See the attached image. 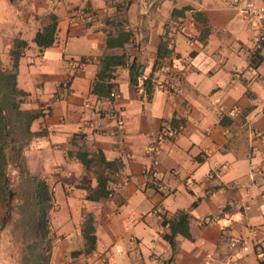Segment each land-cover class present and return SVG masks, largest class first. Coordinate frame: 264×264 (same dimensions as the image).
Instances as JSON below:
<instances>
[{
	"label": "crops",
	"instance_id": "obj_1",
	"mask_svg": "<svg viewBox=\"0 0 264 264\" xmlns=\"http://www.w3.org/2000/svg\"><path fill=\"white\" fill-rule=\"evenodd\" d=\"M76 6L94 9L95 19L70 21V8ZM195 11L205 24L195 17L188 22ZM52 16L55 41L40 49L35 33ZM179 17L192 38L164 28ZM255 31V23L232 0L153 5L129 0L124 9L111 0H0L2 61L9 64L16 38L27 41L18 59L17 83L28 92L23 106L42 111L30 125L39 133L22 153L30 172L54 186L49 264H157L159 256L171 258L172 264H203L208 257L217 264H264V45L252 48ZM180 55L187 70H180ZM118 58L122 61L113 62ZM70 60L83 63L72 75ZM168 61L180 70L182 91L172 98L153 85L147 94L144 79L154 84ZM102 69L106 75L99 78ZM64 79H69L67 90L60 86ZM94 81L100 82L98 91ZM109 84L119 98L109 96ZM111 106L121 111L122 128L104 116ZM97 109L104 134L94 127ZM173 119L180 130L157 153L159 181L146 180L141 169L152 159L148 148ZM116 169L121 170L116 192L89 197L98 175L107 178L108 187ZM237 199L248 208L228 221L222 211ZM158 203L162 215L151 212ZM182 210L189 214L190 235L178 233L171 245L164 237L165 221ZM206 215L215 221L204 223ZM218 223H228L225 233ZM230 237L247 248L231 250Z\"/></svg>",
	"mask_w": 264,
	"mask_h": 264
},
{
	"label": "trees",
	"instance_id": "obj_2",
	"mask_svg": "<svg viewBox=\"0 0 264 264\" xmlns=\"http://www.w3.org/2000/svg\"><path fill=\"white\" fill-rule=\"evenodd\" d=\"M194 17L205 24V18L200 11L193 13ZM57 21L55 16L49 23L38 29L34 36V42L43 49L55 41ZM27 45L24 39L16 38L14 47L11 49L9 64H4L0 54V224L7 221L10 212L11 199L15 194L11 187V176L7 171L9 164L18 167V174L24 175L25 188L22 209V224L25 231L30 235V241L26 245V254L23 256L22 264H49L51 253V240L49 238L50 219L49 212L52 207L53 190L43 176L30 172L25 157L22 153L24 145L38 131L30 128L31 122L42 114L41 110L25 108L23 102L28 92L18 86L16 68L18 59L21 56V49ZM167 40H163L158 46L161 54L162 47L166 48ZM108 57V56H107ZM121 58L114 60L118 63ZM132 66V64H131ZM106 75L105 69L98 72V77ZM132 81L135 83L134 76ZM100 82H93V90L98 91ZM146 93L149 94L153 84L150 78L144 79ZM112 85H108L110 92ZM179 122L173 119L172 125ZM83 163L87 166L90 160L85 153H80ZM105 164L110 162L103 160ZM97 186L90 192L89 197L98 198L107 196V178L102 174L97 177ZM169 230L164 237L174 244L175 236L180 233L189 236V214L187 211H180L172 219L165 221ZM88 237L93 240L92 235ZM171 263V258L165 260Z\"/></svg>",
	"mask_w": 264,
	"mask_h": 264
},
{
	"label": "built area",
	"instance_id": "obj_3",
	"mask_svg": "<svg viewBox=\"0 0 264 264\" xmlns=\"http://www.w3.org/2000/svg\"><path fill=\"white\" fill-rule=\"evenodd\" d=\"M160 0H151V4H157ZM195 1V0H191ZM111 3L120 6L121 8H126L129 4V0H111ZM233 6L241 12L245 17L250 18L256 25V31L252 36L251 39V45L254 50L260 49L264 45V4L258 3L257 0H232ZM95 10L92 8H87L85 6H76L70 8V21H73L74 18H79L83 20L84 22H91L95 19ZM194 16L193 14L188 16V22H194ZM130 27V22L125 23V28ZM164 28L168 32H172V30L180 32L184 34L187 38L193 37V32L189 29L186 21L184 18H173L169 21H166L164 23ZM168 47H171V45L168 43ZM179 62L181 63L182 67L180 70H187L188 65L186 64V58L184 56H177ZM83 66V63L78 60H70L69 61V73L70 75L76 73L79 69H81ZM180 70L177 68L175 62L168 61L166 63L161 64L160 71L162 73V77L157 79L155 83L153 84L155 88L166 90L168 91L172 98H176L180 92L182 91L181 87V81H180ZM60 86L67 90L69 88V79H64L61 81ZM109 96L112 98H119L120 93L116 90H112L109 93ZM61 96L59 95L58 98ZM215 101L218 100V98L214 99ZM181 108L184 113L188 111L185 105H181ZM264 108V105H263ZM96 113H100V109L94 110ZM104 116L112 117L116 120V124L119 128L123 127V117L121 111L114 107H108L104 109ZM100 117V115H99ZM103 122L101 120V117L95 122L94 127L96 128V131L98 133H106L105 129L103 128ZM180 130V124L178 125H172V124H164L157 132L155 136L154 143L149 146L148 152L152 154V159L149 163H146L142 166L141 173L144 176L146 180H151L153 182L158 183L159 181V172H158V163L159 159L157 157V153L160 151L161 144L174 136H176L179 133ZM58 147H61V145H58ZM206 153V151L204 152ZM120 169H116L113 171V178L114 181L111 183V186H108V193L107 196H112L116 190L120 187L121 182L118 180V177L120 176ZM208 176L211 177L212 173H208ZM263 182H264V174H263ZM51 189L54 190V186H51ZM248 208V205L246 202L241 201L239 199L237 200H231L226 204V208L222 211V216L227 219L228 221H231L235 219L236 215L242 214L243 211ZM151 212L153 214L162 215L163 208L160 203L153 206L151 209ZM212 221H215V219L212 216L206 215L203 217L204 223H210ZM217 221V220H216ZM228 223H218V227L221 230V232L225 233L227 231ZM228 245L231 250H235L237 248H247V244L239 238L236 237H230L228 240ZM255 248L258 252L262 251V248L259 244H255ZM117 251H120L119 248H117ZM139 255V254H138ZM140 256V255H139ZM167 258H163L161 256L156 258L157 264H168L165 260ZM203 264H217L214 261L213 257H208L206 261Z\"/></svg>",
	"mask_w": 264,
	"mask_h": 264
},
{
	"label": "rangeland",
	"instance_id": "obj_4",
	"mask_svg": "<svg viewBox=\"0 0 264 264\" xmlns=\"http://www.w3.org/2000/svg\"><path fill=\"white\" fill-rule=\"evenodd\" d=\"M7 171L11 176V187L15 194L11 199L10 215L5 223L0 224V264H22L26 245L31 239L22 224L23 215L20 206L26 184L24 175L18 174L16 165L9 164ZM50 215L49 212V219Z\"/></svg>",
	"mask_w": 264,
	"mask_h": 264
}]
</instances>
